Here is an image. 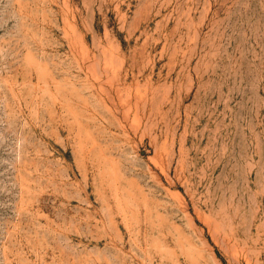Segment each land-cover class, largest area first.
I'll return each mask as SVG.
<instances>
[{
    "label": "rangeland",
    "instance_id": "1",
    "mask_svg": "<svg viewBox=\"0 0 264 264\" xmlns=\"http://www.w3.org/2000/svg\"><path fill=\"white\" fill-rule=\"evenodd\" d=\"M0 264H264V0H0Z\"/></svg>",
    "mask_w": 264,
    "mask_h": 264
}]
</instances>
